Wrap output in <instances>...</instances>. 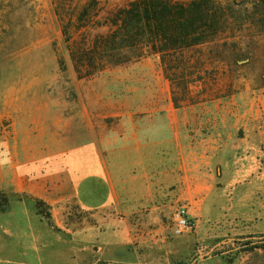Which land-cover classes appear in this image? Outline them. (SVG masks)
Here are the masks:
<instances>
[{
	"label": "crops",
	"instance_id": "obj_1",
	"mask_svg": "<svg viewBox=\"0 0 264 264\" xmlns=\"http://www.w3.org/2000/svg\"><path fill=\"white\" fill-rule=\"evenodd\" d=\"M206 60L198 67L201 78L188 84L187 96L192 85L205 82ZM212 60L240 62L231 57ZM251 78L238 89L236 81H228L234 96L252 93L247 95V107H240L247 119L245 135L238 137L239 122L224 117L215 123L214 134L198 141L194 153L186 137L188 110L204 109V104L221 96L209 97L201 90L193 104L176 100L175 85L168 78L174 105L166 107L167 135L151 122L150 133L133 138L136 125H128L126 118L124 131L113 139L114 149L106 138L96 140L88 112L83 131L78 110L66 114L53 105L44 112L26 107L0 110V122L8 121V131L0 135V191L40 198L50 206L58 227L67 232L59 218L62 202L73 197L78 210L100 215L96 224L70 230L66 238L38 213L33 198L12 202L0 212V263L61 264L66 259L88 264L89 259L90 264H170L193 243H210L213 250L219 239L245 234L255 205L239 196V177L250 175L255 183L257 164L264 157V104L260 108L257 101L260 96L264 99V83ZM180 204L188 206L195 227L176 236L172 218ZM258 216L252 232H264V209Z\"/></svg>",
	"mask_w": 264,
	"mask_h": 264
},
{
	"label": "rangeland",
	"instance_id": "obj_2",
	"mask_svg": "<svg viewBox=\"0 0 264 264\" xmlns=\"http://www.w3.org/2000/svg\"><path fill=\"white\" fill-rule=\"evenodd\" d=\"M87 1L74 0L68 7L69 13L65 14V21L69 19L72 22V17ZM128 1L130 0H101L99 17H106ZM57 8L55 0H0V110L26 107L32 112H44L46 107L52 105L66 114L78 110L83 131H86L88 112L93 118L96 140L104 137L110 142L111 149H114L117 148V143L113 139L124 131L126 118L128 125H136L133 138L143 132L150 133L151 122L161 127V134L165 137L168 125L166 107L174 105L172 91L175 89L177 93L176 100L191 101L190 104H193L200 99L199 91L203 90L204 95L221 98L204 104V109L195 106L193 110H188L186 137L189 139L191 152L197 151L195 146L198 141L216 132L215 123L221 122L224 117H230L232 122H239V128L235 131L238 137L245 135L243 123L247 119L240 112V107H247V95L252 96V93L234 96V89L228 85V81H236L237 89L245 88L251 77L258 83H264V34L254 32L250 39L244 40L238 32L233 38L237 41L233 47L226 48L221 44L204 46L202 54L209 61L206 80L203 84L192 85L187 96L183 88L186 83L179 82L181 84L175 85L173 89L159 60L154 57L126 67L108 69L90 78H78L69 56ZM232 55L240 62L212 60L214 56L227 59ZM60 58L64 61L65 69L60 65ZM246 59L249 60L244 61ZM257 101L260 108H263L262 96ZM150 113H155V116ZM7 124L6 119L0 122V135L8 131ZM102 148L108 149L109 146L104 145ZM174 155L177 161V146ZM239 178V196L255 205L253 219L246 222L249 228L245 234H237L231 240L221 238L217 241L219 245L213 250H210V243H193L189 250H184L181 255L173 258L170 264H264V232H252L251 228L253 224H258V215L264 209V157L257 164L255 183H251L250 175ZM7 193L11 197L10 204L34 199L38 213L66 238L71 236L70 230H83L88 224H96L97 217L100 216L94 217L78 210L77 201L72 197L60 204L59 218L63 227L69 230L67 232L58 227L50 206L40 198L30 197L22 192ZM38 201L46 204L42 207L43 212L38 208ZM47 212L49 218L46 217ZM32 226L38 236L36 223L33 222ZM38 244L41 242L38 241ZM90 260L94 262L93 258ZM87 262L90 264L89 259H86ZM0 264L21 263L16 261ZM44 264L51 263L44 261ZM61 264L72 263L64 259ZM95 264L102 263L98 261Z\"/></svg>",
	"mask_w": 264,
	"mask_h": 264
},
{
	"label": "trees",
	"instance_id": "obj_3",
	"mask_svg": "<svg viewBox=\"0 0 264 264\" xmlns=\"http://www.w3.org/2000/svg\"><path fill=\"white\" fill-rule=\"evenodd\" d=\"M55 1L80 79L154 57L166 78L174 85L185 82L187 90L190 82L201 78L197 67L202 64L204 46L233 47L238 32L244 40L254 32L264 34V0H130L103 18L99 17L101 0H88L72 22L64 17L74 0ZM60 65L65 69L62 58ZM10 202V195L0 191V212ZM37 205L43 212L46 204L38 201Z\"/></svg>",
	"mask_w": 264,
	"mask_h": 264
},
{
	"label": "built area",
	"instance_id": "obj_4",
	"mask_svg": "<svg viewBox=\"0 0 264 264\" xmlns=\"http://www.w3.org/2000/svg\"><path fill=\"white\" fill-rule=\"evenodd\" d=\"M173 232L174 235L180 236L195 227L194 220L190 217L188 212V206L180 204L173 212Z\"/></svg>",
	"mask_w": 264,
	"mask_h": 264
}]
</instances>
